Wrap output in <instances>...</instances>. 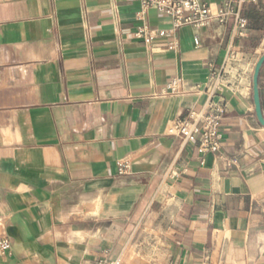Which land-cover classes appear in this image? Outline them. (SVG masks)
Listing matches in <instances>:
<instances>
[{"label": "crops", "instance_id": "crops-1", "mask_svg": "<svg viewBox=\"0 0 264 264\" xmlns=\"http://www.w3.org/2000/svg\"><path fill=\"white\" fill-rule=\"evenodd\" d=\"M139 8L0 0V221L11 238L0 264H264V127L252 97L264 0L245 5L257 26L234 41L229 19L144 44ZM230 45L242 73L220 89L219 151L200 154L168 129L202 106ZM176 77L186 92L159 96Z\"/></svg>", "mask_w": 264, "mask_h": 264}, {"label": "built area", "instance_id": "built-area-1", "mask_svg": "<svg viewBox=\"0 0 264 264\" xmlns=\"http://www.w3.org/2000/svg\"><path fill=\"white\" fill-rule=\"evenodd\" d=\"M139 3V11L135 14V20L139 24L134 37L144 44L151 45L173 35L182 27L194 29L210 28L217 24L224 26L228 20H232L231 39L242 40L248 37V22L243 14L244 6L251 0H222L219 4L208 3L204 0H136ZM155 10L158 14L170 19L172 28L170 31H162L153 28L148 23L147 13ZM169 50L177 48V41L171 39L167 43ZM232 45L227 49L224 61L220 69L212 70L209 76V87L206 89V100L202 106L191 111L187 115L175 119L169 126V135L178 136L183 143L198 142L200 154H216L222 143L220 125L226 112V99L220 94V89L225 86L236 88L242 73L238 67L240 61L237 52ZM233 73V75H231ZM185 81L176 77L171 79L160 89L159 96H175L184 94ZM193 92L199 93V87L195 86ZM129 162L122 161L118 164V174L126 175L129 172ZM11 252V238L6 232L5 225L0 221V255L8 256ZM98 264H121V259H108V256Z\"/></svg>", "mask_w": 264, "mask_h": 264}, {"label": "water", "instance_id": "water-1", "mask_svg": "<svg viewBox=\"0 0 264 264\" xmlns=\"http://www.w3.org/2000/svg\"><path fill=\"white\" fill-rule=\"evenodd\" d=\"M264 65V54L257 61L252 76V97L254 103V112L258 123L264 127V115L262 112L260 92H259V74Z\"/></svg>", "mask_w": 264, "mask_h": 264}, {"label": "trees", "instance_id": "trees-1", "mask_svg": "<svg viewBox=\"0 0 264 264\" xmlns=\"http://www.w3.org/2000/svg\"><path fill=\"white\" fill-rule=\"evenodd\" d=\"M245 8V6H244ZM243 8V14L244 17L246 18L247 22H248V29H255L256 28V22H257V18L255 16L254 13H246L244 11ZM259 90H260V94H261V107L264 113V67L261 68L260 70V74H259Z\"/></svg>", "mask_w": 264, "mask_h": 264}]
</instances>
